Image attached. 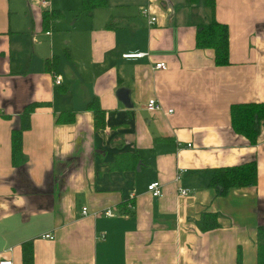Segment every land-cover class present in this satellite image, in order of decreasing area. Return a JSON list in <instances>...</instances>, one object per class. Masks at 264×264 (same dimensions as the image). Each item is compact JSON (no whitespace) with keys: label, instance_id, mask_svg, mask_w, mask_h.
Returning <instances> with one entry per match:
<instances>
[{"label":"crops","instance_id":"crops-1","mask_svg":"<svg viewBox=\"0 0 264 264\" xmlns=\"http://www.w3.org/2000/svg\"><path fill=\"white\" fill-rule=\"evenodd\" d=\"M79 9L80 0L47 8L0 0V257L21 264L29 241L32 264H233L238 251L253 264L264 224V119L250 144L232 130L229 106L264 102V0H214L212 10L203 0H106L89 15ZM44 10L59 14L46 27ZM212 18L227 27L226 65L194 46L196 27ZM133 51L146 55L121 56ZM155 61L167 67L153 70ZM149 98L160 109L146 110ZM91 102L103 111L97 130ZM30 104L14 163L10 133ZM65 114L72 120H56ZM122 152H136L138 167L111 168ZM251 159L253 186L219 193L208 184L214 168ZM154 179L159 196L146 190ZM128 201L133 208L121 211ZM103 207L113 214L92 213ZM201 211L218 224L199 229Z\"/></svg>","mask_w":264,"mask_h":264},{"label":"trees","instance_id":"trees-1","mask_svg":"<svg viewBox=\"0 0 264 264\" xmlns=\"http://www.w3.org/2000/svg\"><path fill=\"white\" fill-rule=\"evenodd\" d=\"M210 10L214 8V0H203ZM106 0H80L79 12L89 15L94 8L104 6ZM59 16L58 12L44 10L41 20L44 27L50 25ZM194 46L198 49H209L212 53L214 65H226L228 63L227 50V27L213 18L204 25L196 27L194 34ZM35 104L25 107L20 117V126L10 133V149L12 162L22 158L21 131L28 126V116ZM93 114V128L97 130L103 126V111L96 103L89 104ZM230 125L232 130L243 136L250 144H253L258 135L261 121L264 119V102L233 103L229 106ZM71 114L58 115L57 121L72 120ZM136 152H122L115 155L109 166L117 169H129L135 166L139 160ZM256 164L251 159L233 165L219 166L212 170L208 184L216 192L224 193L228 189L241 186H253L256 183ZM127 203V202H126ZM121 211L131 209L124 207ZM196 223L201 230L215 227L218 224L216 214L201 211ZM21 264H32V247L29 241L21 243ZM233 264H245L241 261L239 251ZM253 264H264V224H259L255 231V262Z\"/></svg>","mask_w":264,"mask_h":264},{"label":"built area","instance_id":"built-area-1","mask_svg":"<svg viewBox=\"0 0 264 264\" xmlns=\"http://www.w3.org/2000/svg\"><path fill=\"white\" fill-rule=\"evenodd\" d=\"M49 4V0H38V5L42 8H47ZM140 14L143 16H146L148 18L147 23L151 24L154 22L155 18L153 16H149V11L146 7H140L139 8ZM45 34H48V32H45ZM146 55L145 52L141 51H133V52H126L123 53L121 56L123 58H140ZM166 64L162 61H155L151 65V69L153 70H164L166 68ZM53 82L55 84L59 83L58 78L55 76L53 79ZM145 108L148 111H153L160 109L159 103L154 98H149L145 103ZM167 113H171V109L167 110ZM189 143L186 144L187 147H189ZM177 177L175 176L176 180ZM179 194H187L189 192V189L187 187H182L181 185H177L176 187ZM146 190L152 195V196H159L161 194V183L158 180H151L146 184ZM130 197V195H129ZM128 207L132 208V202H128L126 204ZM87 212V208L85 205H82L80 208V213L85 214ZM94 215L102 214L104 216L112 215L113 212L110 207H103L101 209H97L92 211ZM42 237L51 238L52 235L49 232H45L41 235ZM0 264H12V261L10 258L0 257Z\"/></svg>","mask_w":264,"mask_h":264},{"label":"water","instance_id":"water-1","mask_svg":"<svg viewBox=\"0 0 264 264\" xmlns=\"http://www.w3.org/2000/svg\"><path fill=\"white\" fill-rule=\"evenodd\" d=\"M115 95L116 97L120 100V102L126 106L129 107L131 105L130 101H129V94H128V90L124 87H119L116 91H115ZM139 165V161H137L136 163V168Z\"/></svg>","mask_w":264,"mask_h":264},{"label":"bare ground","instance_id":"bare-ground-1","mask_svg":"<svg viewBox=\"0 0 264 264\" xmlns=\"http://www.w3.org/2000/svg\"><path fill=\"white\" fill-rule=\"evenodd\" d=\"M48 5H49V4H48ZM128 202H131V201H128ZM128 202H127V203H128ZM127 203H126V204H127ZM132 205H133V203H132ZM126 208H128V209H132L133 206H132V208H130V207H128V206L126 205ZM112 212H113V211H112Z\"/></svg>","mask_w":264,"mask_h":264},{"label":"rangeland","instance_id":"rangeland-1","mask_svg":"<svg viewBox=\"0 0 264 264\" xmlns=\"http://www.w3.org/2000/svg\"><path fill=\"white\" fill-rule=\"evenodd\" d=\"M66 20V19H65Z\"/></svg>","mask_w":264,"mask_h":264}]
</instances>
